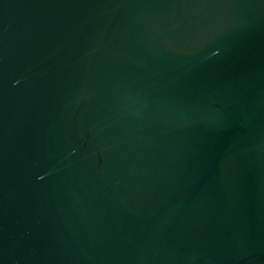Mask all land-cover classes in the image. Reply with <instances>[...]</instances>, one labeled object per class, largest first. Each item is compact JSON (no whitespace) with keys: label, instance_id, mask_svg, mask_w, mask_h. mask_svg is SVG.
Segmentation results:
<instances>
[{"label":"water","instance_id":"95a60500","mask_svg":"<svg viewBox=\"0 0 264 264\" xmlns=\"http://www.w3.org/2000/svg\"><path fill=\"white\" fill-rule=\"evenodd\" d=\"M0 264H264V0H0Z\"/></svg>","mask_w":264,"mask_h":264}]
</instances>
